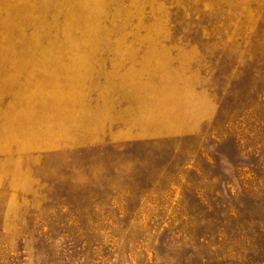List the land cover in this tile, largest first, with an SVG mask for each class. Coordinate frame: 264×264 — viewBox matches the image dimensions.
<instances>
[{"label":"rangeland","instance_id":"374dc122","mask_svg":"<svg viewBox=\"0 0 264 264\" xmlns=\"http://www.w3.org/2000/svg\"><path fill=\"white\" fill-rule=\"evenodd\" d=\"M0 264H264V0H0Z\"/></svg>","mask_w":264,"mask_h":264}]
</instances>
